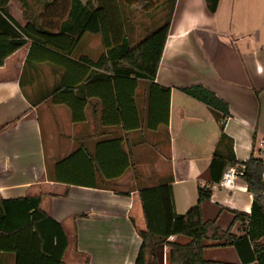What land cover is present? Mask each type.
I'll return each instance as SVG.
<instances>
[{"label": "crops", "instance_id": "obj_1", "mask_svg": "<svg viewBox=\"0 0 264 264\" xmlns=\"http://www.w3.org/2000/svg\"><path fill=\"white\" fill-rule=\"evenodd\" d=\"M14 1L8 8L18 24L40 23L45 4L25 18ZM166 1L163 16L164 2L149 13L118 5L119 38L130 47L169 21L152 82L115 75L111 62L84 63L113 46L111 36L90 32L69 55L34 48L26 60L27 43L0 66V199L41 196L67 237L65 264H134L145 229L142 188L168 184L176 214L196 205L220 128L181 88L200 85L227 104L224 132L236 165L251 156L264 162V0H219L213 13L205 0ZM215 184L202 220L242 235L234 212L249 214L252 194L242 178L233 190ZM168 249L158 245L149 264H167ZM203 258L241 264L231 246L207 247ZM0 264H14L13 254L0 252Z\"/></svg>", "mask_w": 264, "mask_h": 264}, {"label": "trees", "instance_id": "obj_2", "mask_svg": "<svg viewBox=\"0 0 264 264\" xmlns=\"http://www.w3.org/2000/svg\"><path fill=\"white\" fill-rule=\"evenodd\" d=\"M9 1L0 0V66L27 43H30V50L26 60L30 59L34 48L69 55L82 35L90 32L106 39L111 36L113 46L107 57L101 56L95 62L83 57L84 63L97 67L111 62L115 75L154 81L169 21L130 47L126 38H119L122 22L118 5H138L142 12L149 13L159 8L164 0H85L84 4L81 0H38L46 5L39 16L40 23L28 20L23 26L11 16ZM205 1L207 9L215 12L219 0ZM120 62L127 67H117ZM181 91L208 106L219 124L220 136L209 165L210 183L198 185L197 203L184 214L174 212L168 184L139 190L145 229L139 231L142 243L134 264H149V258L161 244L169 248L167 264H231L203 258L205 248L227 246L234 248L241 264L254 261L264 264V199L260 195L263 162L252 156L243 162L242 179L253 197L249 214L234 212L235 219L245 223L242 235L221 230L214 221H203L201 205L210 199L212 184L219 182L229 163H236L232 141L224 132L229 112L225 102L200 85L181 88ZM57 93L54 90L53 96ZM40 202L41 196L0 199V252L13 254L14 264H65L67 237L61 224L41 209ZM171 236H184L189 240L181 244L169 241Z\"/></svg>", "mask_w": 264, "mask_h": 264}, {"label": "built area", "instance_id": "obj_3", "mask_svg": "<svg viewBox=\"0 0 264 264\" xmlns=\"http://www.w3.org/2000/svg\"><path fill=\"white\" fill-rule=\"evenodd\" d=\"M263 143H264L263 140L259 142L260 145H262ZM243 170H244V166H238L236 164L227 166L222 173L221 179L219 180V182H217V184H215V187L222 188L225 190H233L236 187L235 181L237 179L242 178L244 172ZM260 180L261 183L263 184V189L260 192V195L264 199V162L262 164V169L260 171Z\"/></svg>", "mask_w": 264, "mask_h": 264}, {"label": "rangeland", "instance_id": "obj_4", "mask_svg": "<svg viewBox=\"0 0 264 264\" xmlns=\"http://www.w3.org/2000/svg\"><path fill=\"white\" fill-rule=\"evenodd\" d=\"M14 2L16 3V6L20 7L25 18L27 14H31L33 15V17H36L44 5L43 2H40L38 0H19V1H14ZM166 4H167V1L165 0L163 9L162 11H160V13H162V16L166 12V11H163L165 9ZM154 12H157V11H154Z\"/></svg>", "mask_w": 264, "mask_h": 264}]
</instances>
